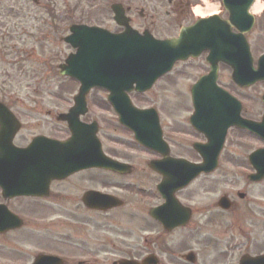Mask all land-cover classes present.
I'll list each match as a JSON object with an SVG mask.
<instances>
[{
	"label": "rangeland",
	"instance_id": "1",
	"mask_svg": "<svg viewBox=\"0 0 264 264\" xmlns=\"http://www.w3.org/2000/svg\"><path fill=\"white\" fill-rule=\"evenodd\" d=\"M113 2H121L124 5L129 4L131 6L128 14L136 28L143 29L145 26H150L151 31L157 37H166L175 31L173 26H171L172 24H164L166 18L171 17V15L167 16L166 14V11L170 9L167 5V0H40L38 4L34 3L33 0H9L7 4L10 5V11L4 7L6 2L0 4L1 11H4L2 18L5 22L4 31L8 32L9 35V45L17 43L18 46L25 47L24 53L30 54V58H27L28 60H24V57H22V61H17L18 64H9L11 75L0 78V98L15 110L23 124L20 133L15 139L18 145L28 143L38 133L66 135L63 124L57 122L55 118L59 113L67 111L73 104V98L78 92L79 83L61 76L58 72L59 64L64 62L68 54L74 50L64 41V37L69 33L70 27L74 23L86 22L112 30L120 29L113 19L111 10ZM211 2L215 5L218 4L217 0H211ZM96 4H101L102 7L98 10L94 8L92 11L91 9ZM203 6L206 5L203 4ZM5 12L9 15L6 16ZM52 12L55 14L53 17L50 16ZM45 34H47L46 37H44ZM263 35L264 31L260 33L259 30L249 34V40L253 44V53L256 59L264 51ZM16 55V51H10V56L7 58L9 63L16 61ZM19 65L24 66L25 72L19 69ZM199 68H203L202 59L190 61L186 64L181 63L173 75L161 79L149 92L140 95L134 94L135 103L141 107L150 106L153 103L156 106L157 104L159 105L161 122L165 130L169 132H167L168 135L170 134L176 138V140L170 142L174 156L199 158V154L192 148L191 143L192 140H195L193 137L200 138L201 136L195 134L196 132H194L189 122V117L193 112L189 94L190 87L198 75L197 72L201 70ZM228 70V68L223 70L221 80L223 86L231 88L247 100L246 117L255 120L262 118L261 113L264 105L261 96L264 92V82L250 88H236L232 85L233 81ZM92 93L94 96L92 99L95 104L92 107V113L88 114L84 119H88V121L95 117L101 120L102 118L104 119V131L108 137L106 142L110 146V148L107 147V151L114 156L118 155L128 160L136 166L137 174L126 177L124 180H137L148 186L150 179L153 178L148 173L150 171L147 170L149 168L148 162L154 155L137 147L132 137V132L117 124L116 115L103 101L104 92L100 89H95ZM8 94L12 95V97H8ZM262 146H264V141L256 135L245 133L240 129H233L228 135L222 153L223 157H226L229 162H226L222 171L220 170L221 175L211 176L215 180L208 187L210 193H202L201 197L213 199L223 193H235L236 191L246 190L251 197L262 199L261 202L264 205V185L255 186L252 189L244 185L245 181H248L247 178L242 174V176L239 175L240 173L245 174L248 172V168L251 167L248 161L249 154ZM140 177L143 180H138ZM157 178L159 179V177ZM123 187L126 190L119 192L127 195L130 198V203L134 200L142 203L139 200V193L132 194L130 192L131 188L126 187L124 183ZM192 190L195 191L196 187ZM154 200H157L156 196ZM74 203H76V200H74ZM68 204L71 205V202H68ZM33 205H35L34 201L26 200V203H22L20 207L17 206L16 210L19 211V214L25 215L31 220V217L37 214ZM67 212L73 217L72 221L68 220L72 226H85V221H91L85 217V211L72 212L68 208ZM59 214L58 212L57 216ZM43 217L50 218L51 214L45 213ZM110 225L105 224V227ZM117 225L119 226L117 236L122 240V237L126 235L123 232V228L127 227L128 224L119 220ZM32 226L33 224L31 227L27 226L25 230H35L36 228ZM86 228V226L68 228L70 230L68 233L73 234V240L66 241L72 243V246L62 247L61 244L54 242L55 239L50 233L43 231L38 234L30 232L28 239L31 241L32 246L23 244V247L27 249L26 251L30 250L32 252L31 255L38 253V248L34 249L33 245L38 246L40 244H52L54 246L51 249L75 252L79 255L84 252L87 253V251H99L100 246H98L99 243L96 237L99 229H97V232L88 227L90 230L88 232ZM205 231L203 230L202 235L208 236L209 233ZM208 231L216 234L213 228L208 229ZM108 233L106 231V234ZM168 237V235L165 236L166 239ZM77 238L82 240H75ZM58 240L61 241L59 238ZM11 244L17 246L15 241ZM82 249H85V251ZM10 251L14 252V247H10L7 250V252ZM113 253V250L107 248L105 250L106 255H104L106 259L100 264H112ZM19 259L21 257L16 260ZM0 263L8 264V261L1 259Z\"/></svg>",
	"mask_w": 264,
	"mask_h": 264
},
{
	"label": "water",
	"instance_id": "2",
	"mask_svg": "<svg viewBox=\"0 0 264 264\" xmlns=\"http://www.w3.org/2000/svg\"><path fill=\"white\" fill-rule=\"evenodd\" d=\"M251 2L252 0L243 2L224 0L226 7L231 10L230 22L215 16L201 21L194 27L184 28L178 38L167 40L155 39L148 32L140 35L133 30L127 25V19L124 18L123 8L120 5H116L114 9L118 21L126 25L123 34L113 35L96 28H86L85 31V27H72L74 34L67 40L79 49L76 54L70 55L67 64L61 65V74L79 79L82 86L79 95L75 98L76 105L69 114L61 117L67 119L74 130L78 116L86 111L85 99L89 90L94 86L107 87L111 91L110 100L120 113L121 121L135 131L141 143L165 155L163 160L153 162L151 165L164 175L163 184L160 186L163 193L167 192V185L173 186L170 191L173 192L175 187H182L201 172L213 170L217 165V157L228 126L236 124L264 137V121L255 123L241 118L240 107L230 104L225 97H215L214 85L205 82L202 91L196 92L198 99H195V104L198 111L192 117V121L207 134L208 131H212L214 124L218 125L219 142L216 143L211 139V143L198 146L205 159L202 164H193L183 159L174 160L168 157L169 148L162 140L157 116L154 114L153 119L151 111L133 108L125 91L132 90L134 83L137 84V90H146L159 75L170 69L176 60L197 55L205 47H215L217 52L221 51V59L225 58L228 62L235 57L236 82L246 85L257 79H263L264 57L261 58L258 69H254L248 43L242 33L253 24V17L247 12L246 17L244 15L248 3ZM239 16L244 18L239 19ZM232 24L241 30L240 34L231 33ZM19 126L20 123L13 113L0 103V185L5 196L46 194L52 178L64 177L72 173L71 168L77 165L72 161L74 157L72 152L83 149L87 152L85 167L100 166L121 171L124 166L109 161L102 153L96 144L95 125L87 127L90 130L85 131V142L78 145L73 144L77 139L67 143H57L36 138L27 148H18L13 144ZM251 159L259 172L256 179L263 177L264 149L254 152ZM78 165L82 166L81 163ZM92 196L94 197L95 194H90L89 197ZM93 199L103 200L98 197ZM169 200L163 208L169 207L168 211L174 213V207L170 204L174 200L170 193ZM222 203L226 205V199H223ZM156 216L165 222L162 215L156 213ZM12 226L9 220L5 222L0 220V227H4L2 230ZM244 263L263 264L264 255L248 259ZM35 264L55 263L46 257H41L37 258Z\"/></svg>",
	"mask_w": 264,
	"mask_h": 264
},
{
	"label": "flooded vegetation",
	"instance_id": "3",
	"mask_svg": "<svg viewBox=\"0 0 264 264\" xmlns=\"http://www.w3.org/2000/svg\"><path fill=\"white\" fill-rule=\"evenodd\" d=\"M5 2L6 5H8V0H0V4ZM167 2L170 9L166 11V14L167 16L171 15V17H167L164 24H172L171 26H173L175 31L172 32L173 34H169L166 37L176 36L180 28L192 26L199 18H202L194 13L193 6L197 3L196 0H167ZM6 5H4L5 9ZM3 12L4 11H1L0 8V58L2 59L6 56L9 48V35L8 32L4 31L5 22L2 18ZM141 12L140 14H142ZM223 16L224 18L228 17V15ZM239 17V19L244 18L243 16ZM256 20L257 24L251 31L245 34L248 39L250 33H255L257 30H259L260 33L264 31V9L256 16ZM147 28L151 30L150 26H145L143 29ZM232 31L235 33L240 32L234 24L232 25ZM251 46H253V44H251ZM261 54H264V51ZM208 55L209 51H203L198 58H190L186 62H179L177 64L178 67L181 63L186 64L190 61L202 59L203 68H199L201 70L197 72L198 75L193 80L191 86L201 76L209 73L211 65L207 62ZM177 67L175 70H177ZM225 68L230 70H228V72L231 74L232 79V67L229 63L227 64L224 61H220L218 64L217 83L221 86H223L221 80ZM232 85L238 88L233 82ZM223 87L241 101V113L245 117L248 108L246 105L247 100L238 95L231 88L226 86ZM189 94L191 97V89ZM262 103L264 105V102ZM263 113L264 109H262L261 114ZM57 118L56 116L55 120L62 123L64 130H66L65 136H60L59 134L57 136L61 138L69 137L70 132L67 124L59 121ZM84 118L85 117H82V120L85 122ZM103 132L106 138H108L104 129ZM167 132L168 131L164 128V137L169 142L172 149V144L170 142L176 140V138L170 134L168 135L169 132ZM194 132L201 137H193L195 140H192V143L194 141L205 142V138L201 133L195 130ZM106 153L120 162L130 164L131 171L129 173L120 174L107 169H99L93 172L82 170L65 179L53 180L48 196L34 197L36 198L34 205L35 210L39 211L38 223L36 221H29L25 215L19 214V211L16 210L17 206H22V203H26V200L29 199L25 197H15L5 200L0 189V204L6 203L9 209L18 213L24 220L23 225L19 228L0 234V237H2L0 239V260L5 259L8 261V264H30L41 251L45 250L63 256L64 260L61 264H90L88 262L75 263L74 259L78 257L85 259V261H90L99 258L104 261L106 259L104 257V255H106L105 250L110 248L114 251V257L111 259L113 261H142L145 257L152 255L157 260L156 264H240L241 258L245 255L255 257L264 253V205L261 202L262 199L254 196L251 197L246 190L236 191L235 193H224L228 198L230 207L228 209H223L219 206L218 197L213 199L201 197L203 194L210 193L208 187L211 185V182L215 180L212 179L211 176L221 175L220 172L224 169V164L229 162L226 157L220 159V164L213 173L201 175L199 178L192 181L188 187L177 192V197L180 202L185 207L189 208L191 214L186 224L167 230L152 214L153 208L162 204L164 200L155 192L161 176L150 168V162H148L149 168H147V170L150 171L148 173H150L153 178L150 179V184L147 186L137 180H124L126 177L137 174L136 166L118 155L114 156L108 151H106ZM189 159L195 162L201 161L200 158L193 159V157H190ZM223 160L224 163L222 162ZM241 174L248 180L245 181L244 184L247 187L253 189L255 186L264 185V181L252 182L247 172L245 174L240 173L239 175L242 176ZM85 175L87 176L85 177ZM157 177H159V179ZM203 178L204 180L202 181ZM138 180H143V178L140 177ZM123 183L126 187L131 188L130 192L132 194H140L139 200L142 201V203L135 200L130 203V198L119 192L126 190L123 187ZM194 187H196L195 191L192 190ZM88 190L109 193L112 196L118 197L121 203L117 205H104L102 209L87 207L83 202V195ZM241 194H243V196H241ZM155 196L157 197L156 201L154 200ZM74 200H76V203H74ZM68 202H71V205L68 204ZM68 208H70L72 212H78L80 210L85 211V217L91 220L90 222L85 221L86 230L88 232H90L88 227L94 231L99 229V232L97 231L98 234H95L98 239V246H100L99 251H87L88 254L84 252L82 255H79L75 252H64L51 249V247L54 246L52 244H40L38 246L33 245L35 247L34 249L38 248V253L31 255L32 252L30 250L26 251V249L23 248L24 240L29 236L30 232H32L25 229L27 226L31 227L32 224V227H36L37 234L43 231L50 233L55 239L54 242L61 244L62 247L72 246V243L68 241L73 240V236L68 233L70 230L66 228L72 227L70 222L67 221L71 217L69 215L70 213L67 212ZM58 212L60 214L57 216ZM45 213L51 214V217H41ZM31 218L34 219L33 216ZM119 220L128 224L127 227L123 228V232L126 233V235L122 237V240L117 236V229L119 228L117 221L119 222ZM105 224L111 225L105 227ZM211 228H213L217 236L208 231V229ZM203 230H206L205 232H208L209 235H202ZM106 231L109 233L106 234ZM166 235L169 236L167 239L165 238ZM58 238L61 239V241L58 240ZM127 239L129 240L126 241ZM13 241H15L17 245V247H14L15 251L5 252L4 250H7L6 248L12 245L11 243ZM82 250L85 251V249ZM19 257H21V259L16 260Z\"/></svg>",
	"mask_w": 264,
	"mask_h": 264
},
{
	"label": "bare ground",
	"instance_id": "4",
	"mask_svg": "<svg viewBox=\"0 0 264 264\" xmlns=\"http://www.w3.org/2000/svg\"><path fill=\"white\" fill-rule=\"evenodd\" d=\"M208 3V1H207ZM217 9V6L211 3H208L206 7H202V6H197L195 8L196 13L198 15H206L209 13H213L215 12ZM264 9V1L263 0H257L256 3L254 4L252 11L255 14H260L261 11Z\"/></svg>",
	"mask_w": 264,
	"mask_h": 264
}]
</instances>
